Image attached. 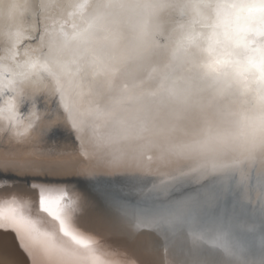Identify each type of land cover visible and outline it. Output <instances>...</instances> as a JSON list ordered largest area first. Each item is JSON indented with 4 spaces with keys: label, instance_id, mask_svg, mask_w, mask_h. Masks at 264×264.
I'll return each mask as SVG.
<instances>
[{
    "label": "snow or ice",
    "instance_id": "snow-or-ice-1",
    "mask_svg": "<svg viewBox=\"0 0 264 264\" xmlns=\"http://www.w3.org/2000/svg\"><path fill=\"white\" fill-rule=\"evenodd\" d=\"M57 6L51 29L33 12L27 36L20 30L25 16L9 18L8 26L17 30L9 33L11 70L5 75L19 76L20 91L33 96L44 91L33 87V79L47 82L63 112L42 114L29 108L20 134L16 125L24 113L10 105L5 131L13 132L17 144L41 140L45 125L70 126L80 140L91 131L98 162L146 156L178 172L169 173L173 181L203 179L202 186L213 189L203 201L157 198L131 211L141 223L199 233L233 255L231 242L217 227L222 221L213 214L221 198L235 197L240 203L237 173L228 162H247L245 194L249 200L255 195L264 214V0H70ZM177 9L183 10L180 19L174 15ZM23 39L38 44L37 61L30 59V47L20 52ZM29 67L32 73L26 71ZM31 103L35 107V100ZM35 171L33 183H72L50 179L42 168ZM169 187L162 180L159 190L168 192ZM12 195L13 189L0 188V196ZM65 199L63 193L54 197L42 192L39 210L60 220L65 235L69 226L99 235L100 242L85 243L93 264H109L95 255L93 243L117 255L127 252L111 236L86 228L72 214L74 201L59 207ZM13 203L6 200L0 208L3 227L38 231L37 222L20 215Z\"/></svg>",
    "mask_w": 264,
    "mask_h": 264
},
{
    "label": "water",
    "instance_id": "water-1",
    "mask_svg": "<svg viewBox=\"0 0 264 264\" xmlns=\"http://www.w3.org/2000/svg\"><path fill=\"white\" fill-rule=\"evenodd\" d=\"M177 2L185 4L193 0H177ZM182 11L181 9L175 11L174 15L177 19L182 17ZM52 27L53 25H49L50 29ZM22 31L25 36L29 34V29ZM34 44L36 42L23 39L19 50L23 53L26 46ZM34 52L36 58L30 57V59L37 61L40 49ZM204 52L202 51L201 55L206 57ZM24 60L22 58L20 61L24 62ZM26 70L33 71L31 67ZM6 73L4 72L5 78ZM8 94L7 89L0 90V99ZM33 100H35V110L36 108L46 110L54 106L56 96L52 95L49 99H45L42 95H37L32 99L23 100L19 108L24 113V120L19 121L17 127L22 129L24 122L30 118L28 111L33 106L31 103ZM54 134L59 136L60 131H55ZM47 140L44 139L40 143H47L53 140V137ZM26 144L31 143H24ZM4 167L0 166V169ZM28 167L26 166L24 171ZM7 168L10 167L7 166ZM29 178H31L29 174L24 175L19 170L0 171V188L7 187L14 190L12 196L7 198L0 196V208L5 206L6 200L14 201L13 207L19 209L20 215L36 221L38 226V231L35 232L12 226L5 228L3 227L4 222L0 220V250H2L0 264H54L53 261L57 256L52 258L53 260L45 258L52 252L60 254L58 256L65 260L66 258L69 261L74 259L75 261L70 262L71 264H79L78 259L80 260L83 256L86 264H93V256L89 254L85 243L100 242L99 235L80 231L74 226H69L66 229L67 235H65L61 231L60 220L53 219L39 210V196L35 195L33 198L31 194L24 193L22 187L34 188L33 192L38 190L39 195L43 192L56 197L63 193L66 199L60 201L59 207L61 208L69 201H74L72 214L80 216L86 228L104 236H111L127 249L126 253L121 251L117 255L106 245L100 247L99 243H93L92 246L98 249L95 255L108 261L109 264H264V214L259 210L262 205L254 194L249 200L245 194V184L238 182L237 191L241 193L240 203L235 197L221 198L213 209V214L222 221L227 239L232 245L233 255H228L224 250L215 247L212 241L201 238L199 233L187 229L173 230L167 225L141 223L138 216L131 211L157 198L177 199L178 202L185 203L203 201L213 192V189L208 186H202L205 183L203 179L199 182L192 180L188 183L168 184L169 191L162 192L154 190L159 189V186L154 184V180L150 177L115 176L109 179L84 177L78 179L77 186L65 190L58 188L53 190L47 188L46 185L33 183L28 180ZM34 207L35 211H33ZM50 207L55 211L58 206L53 204ZM255 226L258 228L253 230ZM35 250H38L44 259L31 258V253ZM3 253L11 257L4 258ZM131 257H135V260ZM55 261L58 262V260Z\"/></svg>",
    "mask_w": 264,
    "mask_h": 264
},
{
    "label": "bare ground",
    "instance_id": "bare-ground-1",
    "mask_svg": "<svg viewBox=\"0 0 264 264\" xmlns=\"http://www.w3.org/2000/svg\"><path fill=\"white\" fill-rule=\"evenodd\" d=\"M68 2H70V0H4V4L0 5V73H2L0 76V90L7 89L9 91L8 95H3L0 99V166H8L10 167L9 169L19 170L21 173L23 172L24 175L29 174L31 176V178L28 179L29 181H32V177L38 174L35 170L40 168L49 172L50 179L61 178L72 180V183L66 186L46 185L47 188L53 190L57 188L64 190L66 188H73L77 186L76 183H78V179L84 177L91 179H109L114 178L115 176H140L152 178L155 182L154 184H157V186L160 185L162 180L166 184L175 183L176 181L171 179L169 173L179 175L178 172H174L171 166L158 163L155 160L149 161L146 156L143 160H130L123 157L117 158L113 156L109 157L106 162H98L94 151V141L91 131L85 135L83 140H80L76 137L75 132L70 126L50 127L45 125L46 131L43 138L34 144L31 143L26 145L17 144V137L13 135V132H5L3 125L7 123L5 117L10 105H16L19 107L23 100L32 99L37 95H42L45 99H49L53 95V93L48 90L49 85L45 81L33 79V87L44 89V91H37L33 96L31 93H22L20 91L19 82L21 78L19 76L13 78L4 77V72L11 70V62L6 58V49L11 41L9 33L17 30L15 27L10 28L8 26L10 22L9 18L23 14L25 16V23L21 25L20 30L30 29L32 13L35 12L38 14L40 20H47L48 25H52V17L56 16L59 12L57 5ZM11 5H20V7L13 8ZM55 27H57L56 31L58 32L59 26L56 25ZM69 31H71L70 28ZM29 47L33 50L40 49L37 43L30 45ZM204 53L208 55L207 51ZM31 57L33 59L36 58L35 52ZM22 58L26 59L22 56L19 59L21 60ZM26 71L32 73L30 70ZM47 105L49 104L47 103ZM31 108L32 111L35 112V107L31 106ZM45 111L52 113H55L56 111L63 112V109L59 106L58 97H56L53 107L41 110V113L43 114ZM55 123H57V121L54 119L53 125ZM16 129L18 133H23V127L21 129L16 126ZM55 131H60V137L54 134ZM81 135L84 134L82 133ZM52 137L53 140L49 141ZM54 137H56V139ZM44 139H48L47 141L49 142H44V144L40 143L41 141H44ZM31 146L32 148H30ZM31 149L32 151H30ZM31 153L33 154L29 155ZM26 166L29 167L24 171ZM228 167L236 171L237 181L246 186L248 183L247 162L236 163L230 161L228 162ZM39 174L42 175V173ZM33 186L35 185L33 184ZM22 189V191L27 194H31L34 190V188L29 187H22ZM154 190L160 191L159 189ZM35 192L36 195L39 196V194H37L38 190ZM255 228H258V226H255L253 230ZM1 251L2 250H0V252ZM33 252L34 253H31V258L35 257L38 259H44L42 254L38 253V250ZM58 255L60 254L52 252L50 256L45 258L53 260L52 258L57 256L55 260H58V262L54 260V264H71L70 262L75 261L74 259L69 261L66 258V262L64 258ZM2 256L4 258L11 257L4 253ZM83 257L80 258V260L78 259L79 264H86Z\"/></svg>",
    "mask_w": 264,
    "mask_h": 264
},
{
    "label": "clouds",
    "instance_id": "clouds-1",
    "mask_svg": "<svg viewBox=\"0 0 264 264\" xmlns=\"http://www.w3.org/2000/svg\"><path fill=\"white\" fill-rule=\"evenodd\" d=\"M218 229H220L221 231H223L224 235H225V238H227V233L226 231L223 229V226H217ZM199 238V237H198ZM221 250H223L222 248H220Z\"/></svg>",
    "mask_w": 264,
    "mask_h": 264
}]
</instances>
